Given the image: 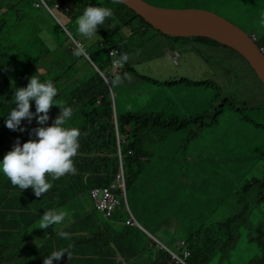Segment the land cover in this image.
Instances as JSON below:
<instances>
[{
    "label": "trees",
    "instance_id": "16d2710c",
    "mask_svg": "<svg viewBox=\"0 0 264 264\" xmlns=\"http://www.w3.org/2000/svg\"><path fill=\"white\" fill-rule=\"evenodd\" d=\"M33 1L0 0V159L11 150L17 138L21 144L28 139H36L35 128L51 125L61 114L59 106L51 105L48 119L38 124L36 117L43 114L35 112V102L31 101V121L22 119L17 130L7 128L4 121L11 108L15 107L12 100L14 91L27 84L21 77L29 79L36 74L41 81L51 80L38 71L37 63L49 60L50 65L54 63L57 66L63 62L64 68L52 71L55 79L51 81L58 89L54 99L72 109L70 123L80 130V147L72 158L77 171L58 179L46 174L52 187L39 197L31 188L20 190L12 184L6 185V176L0 174V264H43L50 251L61 248H67L68 254H62L59 260L53 259V264H165L170 256L154 240L176 254L188 251V264H234V261L240 264L241 257L231 260L240 255L239 245L254 254L243 264H264V145L255 146L250 141L254 146L250 150L252 154L243 160L236 159L240 154V147L236 145L220 162L206 168L198 180L194 172L185 173L181 166L174 164L171 158L176 157V153L168 151L166 146L170 136L187 123L195 121L200 123L198 127L203 128L204 125L218 123L226 112L236 136L246 138L250 134L255 141H263L264 105L247 97L251 92L249 86L245 85L244 92L236 88L243 68L224 67L222 75L225 77L232 72L230 88L226 90L213 80L195 82L192 95L200 100L201 108L196 111L199 114L190 119L180 120L170 112L148 114L125 109L118 113L115 107L114 114V96L108 89L111 84L114 91L112 79L125 81L131 76L157 84L150 77L138 74L136 64L129 58L126 62L120 61L121 54L130 57L135 48L148 41L143 26L146 22L123 4H113V0L101 3L99 0H83L78 6L81 8L79 14L89 3L110 7L113 11V16L106 18L98 26L97 34L93 35L100 44L96 42V48L88 50L92 52L89 59L109 79L106 81L94 69L83 68L86 58L71 52L65 27L63 30L67 36L62 39L57 35L52 39L51 23L47 21L40 25L39 18L43 12L32 6ZM68 1L53 0L64 8ZM185 1L190 5L180 9H200L222 15L232 12L237 17L236 24L244 32L246 25H241L242 22L246 24L244 19L260 20V13L264 12V0ZM65 14L68 21L75 24L77 16L73 12ZM137 23L140 25L135 26ZM156 33L167 39V52L175 55L179 46L184 44L185 54L194 51L210 67H213L211 62L220 65V60L213 55L216 47L237 54L206 37L181 38ZM252 34L260 46L257 35ZM73 41L81 45L79 40ZM103 41L105 46L101 48ZM136 43L139 45L135 46ZM50 48L56 51L52 53ZM207 48L211 55L206 53ZM114 51H117L116 55L112 53ZM226 55L220 56L225 59ZM238 56L262 87L247 62ZM116 57L119 58L118 64L111 68L110 64ZM152 57L150 61L159 56ZM95 60L101 61L102 66L98 67ZM42 65L45 70L52 69ZM15 69L18 71L14 72ZM82 71L84 73L81 74ZM235 88V91H230ZM20 127L25 130L19 131ZM189 140H194L192 135L185 139V143ZM160 151L164 152L162 156ZM120 167L128 184L139 180L151 195L157 187L161 190L159 182L169 173L177 176V183H185L183 190L188 204L185 212L172 211L174 206L167 205L160 215L163 226H157L155 234L141 224L140 227L125 225L127 215L122 212L112 219H100L95 215L92 218L91 212L83 211L88 206L89 189L108 185ZM224 175L228 177L223 194L218 183ZM45 210H66L73 221L64 227L58 224L45 229L36 228ZM117 218L122 224L119 230L110 226ZM59 231L70 235L67 239L61 238ZM148 252L152 253L146 257L148 261H140ZM16 257L19 258L13 261Z\"/></svg>",
    "mask_w": 264,
    "mask_h": 264
},
{
    "label": "rangeland",
    "instance_id": "374dc122",
    "mask_svg": "<svg viewBox=\"0 0 264 264\" xmlns=\"http://www.w3.org/2000/svg\"><path fill=\"white\" fill-rule=\"evenodd\" d=\"M82 1L83 0H70L66 2L67 5L65 7L70 10L66 12L56 10L50 6L56 19H54L50 12L42 8L41 10L43 13L40 15L39 22L40 25H42L43 23L50 21L48 23H51L52 39L54 37L56 39L57 35H59L62 39L67 36L63 30V27H65L70 39L68 46H70L69 48L71 52L76 55L77 51H79L80 55L77 56H83L87 59H84L85 63L83 68H91L94 69L96 73H98L90 63L91 60L88 57L92 54V52L88 50H93L96 48L94 45V43L97 42L95 40V36L92 35L91 37H86L77 33L75 27L76 24L70 23L68 21L67 15L65 14L67 12H73L74 16H78L81 10V8L78 6L82 4ZM102 1L103 0H99L100 3ZM141 1L146 4L151 3L149 5L161 7L163 9H180L186 8L190 5V3L186 2L185 0H147L149 3L145 0ZM129 10L132 11L131 9ZM217 15L232 21L233 24L235 23L234 25L238 26V24H236L238 22L236 19L237 17L232 12H226L223 15ZM244 20L246 21V24L245 22H242L241 25H246L243 27L245 31L248 34L254 33L257 35L260 41L259 44H264V26L260 24V20H258V18ZM138 25H140V23L135 24V26ZM143 26L145 30L144 33L146 35L145 38L148 39V41L145 42L144 45L135 48L131 56L128 57L131 63L136 64L135 70L136 72H140L138 74L150 77L153 81L157 82V84L148 80H138L136 77L131 76L127 77L125 81H123L121 78L112 79L113 84H115L113 103L118 113L123 112L125 109L138 113L170 112L174 113L180 120L190 119L191 117L199 114V112L197 113L196 111L201 108L200 100L196 99L192 95L194 83L198 81L213 80L224 90L229 89L232 79L230 76L232 72L228 74L227 77L222 75V71L227 65H232L236 70L243 68L240 74V79L238 80V85L236 87L237 90L244 92L243 90L245 85L249 86L251 88V92L250 95H247V97H249L255 103L264 105V88L261 87L256 81V78L249 67L244 65L243 60L238 56L239 54H236V56L222 47H216V49L213 50V55L217 58V60H220V65H217L215 62H211V66L213 67H210V65H208L209 63L207 64L205 60L194 51L185 54L183 52V44L179 46V50L176 51V58L172 52L169 53L166 51L165 45L167 39L156 33L159 32L162 34V32L153 26H151L153 30L149 29V26L146 23H144ZM146 26L148 27L146 28ZM60 29L63 31L61 30L60 32ZM48 31L49 30H47V32ZM82 37H84L86 40L82 39ZM73 39L79 40L81 45L78 46V42L74 44ZM87 40H90L89 42L91 44ZM52 41L56 43L54 40ZM97 44L99 45L100 42H97ZM137 45L139 44L136 43L135 46ZM104 46L105 43L103 41L100 47L103 48ZM164 47L165 50H163ZM51 49L52 48H50L49 51L52 53L56 51ZM208 49L209 48L206 49V53L211 55ZM225 53L227 55L224 59L220 55H224ZM152 56L159 57L153 61H150L149 59ZM62 63L63 62L55 66L54 63L50 65V61L45 60L43 63H37V69L42 75L45 77L47 76L52 80L55 79V74H53L52 71L56 70L55 68H64V66L61 65ZM95 63L98 64V67L102 66L101 61L98 62L95 60ZM42 64L47 65L52 69L45 70ZM79 68L77 70H79ZM15 71L18 70L15 69L14 72ZM182 78H184L185 81H181ZM21 80H25V82L28 83L26 76H22ZM107 80L109 81V79ZM175 80L177 81L173 85H165V82ZM26 85L27 84H24V86ZM236 88L230 91L233 92L236 90ZM199 124H197L195 121L187 123V125L182 129L172 134L166 142L168 151L178 150L177 156L174 159V164L176 166H181L185 173L187 171L194 172V176L197 180L203 176L206 168H209L213 164L220 162L221 159H223L224 156L230 152V149H235L236 145H239L238 147H240V154L237 156V160L238 158L243 160L252 154L250 150L254 146L251 145L250 141H252L255 146L260 144L264 145V139L261 142H257L251 138L250 134H248L246 138L236 136L234 134V128H232L229 114L227 112L224 113L223 118L220 119L218 123L204 125L203 128L198 127ZM189 135H192L194 140H189L188 143H185V139ZM163 153V151H160L161 156ZM228 176H230V174H228ZM227 177L224 175L218 183V186L222 190L223 194ZM159 183L161 184L159 185L161 190L157 187V191L151 195V193L147 192V190L141 186L142 182L139 180H136V182L131 181L130 184L125 182L126 198L132 215L139 225L141 224L146 229H148V231L154 234L155 228L157 226H163L160 215L167 209V205H173L174 207L172 211L177 210V212H180L181 214L185 212V209L188 205L187 197L183 190L185 183H177V176H173L171 173H169L166 178ZM151 197H153L152 200H150ZM88 205V209L93 205L91 199H88ZM86 210L87 209H84L83 211ZM95 216L102 219L101 215L98 213H96ZM69 221L71 223L73 219L66 215L59 225L64 227L69 223ZM110 226L116 230L121 229V219H115L112 224L110 223ZM154 243L160 249L164 248L162 244L158 243V240H154ZM237 248L240 251V255L234 256L231 259L232 262L233 260H238L239 257H241L242 259L239 262L240 264H243L245 260L248 261L254 255L248 249L244 250L243 246L241 245L237 246ZM156 251H154V253H156ZM167 252L170 255L173 254L176 256V254L172 253L169 249ZM151 255V252L142 255L144 257H142L140 261H148L146 257H150ZM17 258L19 257H16L13 259V261H15ZM166 262L170 264L169 258L166 260ZM233 263L239 264L236 261Z\"/></svg>",
    "mask_w": 264,
    "mask_h": 264
},
{
    "label": "clouds",
    "instance_id": "9594fccd",
    "mask_svg": "<svg viewBox=\"0 0 264 264\" xmlns=\"http://www.w3.org/2000/svg\"><path fill=\"white\" fill-rule=\"evenodd\" d=\"M113 2L118 3L120 0H113ZM32 6L35 9L40 10L44 8L50 12L54 19H56V17L54 16L50 6L62 12L67 11L66 8L61 7L57 2L54 3L53 0H34L32 2ZM112 16L113 11L110 7L89 3L75 19L76 31L81 35L91 37L92 35L97 34L98 26L102 25L106 18ZM259 22L262 26H264V12L260 13ZM249 36L256 44L254 35L250 33ZM261 48H264V44L258 46L260 53H262L260 50ZM262 54L264 55V53ZM76 55H80V52L77 51ZM174 56L177 58V53ZM128 58L127 54H121L120 61L126 62ZM114 61H117L118 63L119 58L116 57L112 60L110 64L111 68L115 67ZM90 63L102 79H106L104 74L96 68L93 62L90 61ZM82 73H84V71H82L81 74ZM106 81L108 80L106 79ZM176 81L177 80L167 81L165 82V85L171 86ZM108 89L110 95L114 96L111 84L108 85ZM57 93L58 89L54 86L51 80L41 81L38 75H32L28 79L26 86L15 89L12 99L15 107L11 108L7 114V119L4 121L5 126L12 130H17L18 126L21 125L22 119L27 118L30 122L33 115V113L29 111L31 101L35 102V112L43 114L36 117L38 124H43L48 119L47 113L51 105H57L61 108V114L55 118L51 125L35 128L34 131L36 139H28L21 144L19 138H17L13 143L11 150L7 151L3 155V158L0 159V174L6 176V178H4L8 182L6 185L12 184L17 186L20 190L31 188L37 197H39L41 193L47 192L52 187L51 182L46 178V174H48V176L52 179H58L66 173L75 174L77 171L72 158L76 155L80 147V130L78 127L72 126L70 123L72 118V109L68 106H62V102L54 99V97L57 96ZM112 107L115 114L114 103ZM150 113L156 114L158 112H149L148 114ZM24 130L25 129L23 127L19 128V131L21 132ZM170 152L173 154L176 153L177 156L178 150H172ZM175 158L176 157H172L171 159ZM118 173H122L123 175V187L121 188L116 186L115 188L110 189V186L115 182L116 175ZM118 173L115 175L113 181L105 187L96 186L89 189L88 199L92 200L93 205L89 209L88 205L85 209H87L86 212H91L92 218H94V215L98 213L103 219H106L96 209L95 199L92 196V193L95 190L105 189L110 192L113 198L120 199L119 205L116 207L113 215L108 219L118 217V214L122 212L127 215L126 220L130 217L135 220L128 206L126 198V180L121 167ZM103 192L104 191H102V194ZM67 214L66 210H45L44 214L40 215L38 227L36 228L45 229L50 225H58ZM135 222L137 223L136 220ZM135 227L140 226L137 223ZM58 235L61 238L67 239L70 234L66 231H59ZM158 243L161 244L159 241ZM164 249L167 252L168 249L165 248V246ZM49 253L50 255L44 257L43 264H53V259L59 260L62 254H68V249H56L50 251ZM169 256L170 264H188V251L183 252L182 255L176 254L175 256L173 254H169ZM165 264L169 263L166 262Z\"/></svg>",
    "mask_w": 264,
    "mask_h": 264
},
{
    "label": "water",
    "instance_id": "95a60500",
    "mask_svg": "<svg viewBox=\"0 0 264 264\" xmlns=\"http://www.w3.org/2000/svg\"><path fill=\"white\" fill-rule=\"evenodd\" d=\"M119 3L168 36L206 37L232 49L247 62L264 88V55L249 34L229 20L200 9H163L141 0H120Z\"/></svg>",
    "mask_w": 264,
    "mask_h": 264
},
{
    "label": "built area",
    "instance_id": "2783aa9c",
    "mask_svg": "<svg viewBox=\"0 0 264 264\" xmlns=\"http://www.w3.org/2000/svg\"><path fill=\"white\" fill-rule=\"evenodd\" d=\"M262 53H264V48L260 49ZM114 55L117 54V51L112 52ZM117 61H114V66H117ZM123 183H124V179H123V175L122 173H118L116 175V180L115 182L110 186L111 188H115L117 187H123ZM102 191L103 194H102ZM93 198L95 199V207L96 209L103 215L104 218L108 219L110 218L116 207L119 205L120 203V199L118 198H113L112 195L110 194V192L108 190H95L92 193ZM122 196V195H121ZM125 225L128 226H136L137 223L135 222V220L130 217L129 219H127L125 221Z\"/></svg>",
    "mask_w": 264,
    "mask_h": 264
},
{
    "label": "bare ground",
    "instance_id": "6f19581e",
    "mask_svg": "<svg viewBox=\"0 0 264 264\" xmlns=\"http://www.w3.org/2000/svg\"><path fill=\"white\" fill-rule=\"evenodd\" d=\"M162 24H163L164 27H167V26H166V23H165L164 21L162 22Z\"/></svg>",
    "mask_w": 264,
    "mask_h": 264
},
{
    "label": "crops",
    "instance_id": "0c3cea01",
    "mask_svg": "<svg viewBox=\"0 0 264 264\" xmlns=\"http://www.w3.org/2000/svg\"><path fill=\"white\" fill-rule=\"evenodd\" d=\"M113 4H115V3H113Z\"/></svg>",
    "mask_w": 264,
    "mask_h": 264
}]
</instances>
